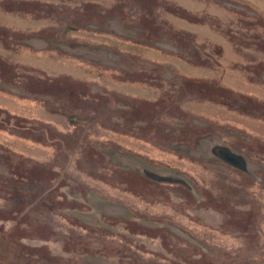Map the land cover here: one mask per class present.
<instances>
[{
    "label": "rangeland",
    "instance_id": "374dc122",
    "mask_svg": "<svg viewBox=\"0 0 264 264\" xmlns=\"http://www.w3.org/2000/svg\"><path fill=\"white\" fill-rule=\"evenodd\" d=\"M145 18L154 26L170 17ZM112 42L103 48L111 65L116 60L115 68L105 66L111 75L90 71L87 80L103 94L90 89L82 99L76 89L75 104L44 119L65 127L64 134L33 124L44 142L48 138L51 155L0 140L15 152L0 144V264H264V86L246 88L241 74L227 70L230 56L211 64L214 74L183 77L173 62L161 68L132 59L136 52L159 60L165 52L157 47ZM135 69L157 86L148 97L156 107L115 84L135 81ZM32 81L7 79L26 87ZM9 98L0 95V105L17 109ZM7 123L23 124L0 111V128ZM195 210L214 217L218 227L204 230L191 219ZM193 236L202 245L196 247Z\"/></svg>",
    "mask_w": 264,
    "mask_h": 264
},
{
    "label": "crops",
    "instance_id": "0c3cea01",
    "mask_svg": "<svg viewBox=\"0 0 264 264\" xmlns=\"http://www.w3.org/2000/svg\"><path fill=\"white\" fill-rule=\"evenodd\" d=\"M187 1L189 3L185 4L181 0H0V17L4 18L0 20V50L13 55L7 58L0 54V95L10 97L17 106V109H11L0 105V111L23 123L15 127L20 134L13 130L14 124L7 123V129L0 128V140L22 143L37 156L51 155L53 147L45 145L48 138L44 142L42 133L33 126L37 123L52 125L44 119L62 116L67 102L75 104L76 89L83 93L82 99L90 89L92 93L103 94V91L98 92L97 82L91 84L92 80H87L90 71L96 72V76L100 72L105 79L111 75L112 70L105 69L106 64H110L108 57L111 54L103 48L111 46L115 40L145 51L157 47V51L165 52L157 54L160 59H155L159 60H147L136 52L132 59L159 66L161 63V68H170L168 63L173 62L177 69L180 68L179 73L185 74L183 77H197L200 72L205 76L214 74L216 68L211 64L230 56L233 62L227 70L241 74V83L246 88L257 91L259 86H264V0ZM192 4L194 7L191 8ZM150 15L170 18L151 26L145 18ZM206 31L214 37L205 36ZM92 47L95 49H90ZM215 52L219 54L218 60ZM29 59L38 64L28 66ZM204 61L208 65L203 64ZM114 64L110 65L115 68ZM151 69L159 71L156 66ZM136 72L137 69L135 81L115 84L139 91H134L135 96L131 98L148 102L150 93L156 95L158 88L142 81L143 70L139 74ZM164 77L171 80L170 71H165ZM12 78H28L33 83L29 87L14 82L11 85L7 79ZM223 87L261 100L247 94L250 91ZM141 90L147 95L144 96ZM77 95L81 97V93ZM152 103L149 101V106L156 107ZM30 110L42 113V116L37 118L25 113ZM52 126L64 134L65 127L61 131L60 125ZM2 146L15 153L4 144Z\"/></svg>",
    "mask_w": 264,
    "mask_h": 264
},
{
    "label": "flooded vegetation",
    "instance_id": "af4514ba",
    "mask_svg": "<svg viewBox=\"0 0 264 264\" xmlns=\"http://www.w3.org/2000/svg\"><path fill=\"white\" fill-rule=\"evenodd\" d=\"M198 212H199V210H195V212L193 214V217L191 219L196 220L197 223L199 222L198 224H200V225L203 224L204 230H209L210 231V230L218 227L217 226L218 221L214 217H209L207 214H204V212L202 214H200ZM99 220H101V219L99 218ZM196 221H194V222H196ZM183 232H185V231H183ZM200 238H196L195 236H193V242H194V245L196 247L202 245Z\"/></svg>",
    "mask_w": 264,
    "mask_h": 264
}]
</instances>
